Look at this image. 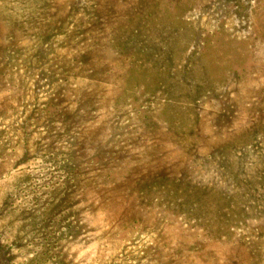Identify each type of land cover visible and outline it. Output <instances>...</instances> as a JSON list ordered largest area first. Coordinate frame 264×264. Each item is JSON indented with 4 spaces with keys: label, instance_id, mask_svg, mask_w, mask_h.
<instances>
[{
    "label": "rangeland",
    "instance_id": "374dc122",
    "mask_svg": "<svg viewBox=\"0 0 264 264\" xmlns=\"http://www.w3.org/2000/svg\"><path fill=\"white\" fill-rule=\"evenodd\" d=\"M0 264H264V0H0Z\"/></svg>",
    "mask_w": 264,
    "mask_h": 264
}]
</instances>
